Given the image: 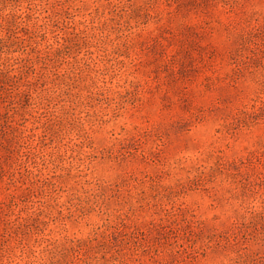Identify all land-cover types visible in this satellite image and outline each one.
I'll use <instances>...</instances> for the list:
<instances>
[{"label": "rangeland", "instance_id": "1", "mask_svg": "<svg viewBox=\"0 0 264 264\" xmlns=\"http://www.w3.org/2000/svg\"><path fill=\"white\" fill-rule=\"evenodd\" d=\"M0 264H264V0H0Z\"/></svg>", "mask_w": 264, "mask_h": 264}]
</instances>
